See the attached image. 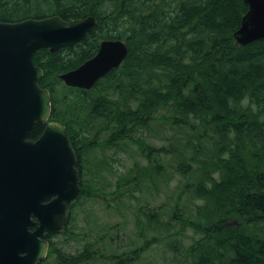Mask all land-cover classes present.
<instances>
[{"label":"trees","instance_id":"1","mask_svg":"<svg viewBox=\"0 0 264 264\" xmlns=\"http://www.w3.org/2000/svg\"><path fill=\"white\" fill-rule=\"evenodd\" d=\"M247 11L243 0H0V22L97 18L98 27L85 41L56 54L41 49L34 56L44 70L40 85L51 93V117L66 126L76 148L79 200L98 196L84 179L87 144L76 141L80 128L110 131L109 142L129 137L147 161L137 176L133 172L118 180L112 194L119 197L129 183L135 187L165 176L170 160L178 159L176 170L186 179L181 189L201 201L185 214L177 198L170 212L171 220L201 235L187 250L188 264H264V40L236 43L234 33ZM106 39L127 43L124 63L89 91L71 88L80 103L59 106L56 75L91 59ZM54 72L53 84L48 77ZM159 110L164 113L156 117ZM154 121L173 131L168 147L134 138ZM44 129L37 123L29 139ZM154 240L134 252L141 254ZM95 245L87 243L82 252L58 259L61 264L130 261L100 259Z\"/></svg>","mask_w":264,"mask_h":264},{"label":"water","instance_id":"2","mask_svg":"<svg viewBox=\"0 0 264 264\" xmlns=\"http://www.w3.org/2000/svg\"><path fill=\"white\" fill-rule=\"evenodd\" d=\"M248 11L234 33L240 46L264 40V0H243ZM99 25L90 16L0 22V264H41L62 235L81 195L75 149L66 126L51 118L52 99L34 63L41 49L56 54L85 41ZM126 42L104 40L96 55L59 75L68 87L91 90L126 60ZM45 131L33 141L34 126Z\"/></svg>","mask_w":264,"mask_h":264},{"label":"rangeland","instance_id":"3","mask_svg":"<svg viewBox=\"0 0 264 264\" xmlns=\"http://www.w3.org/2000/svg\"><path fill=\"white\" fill-rule=\"evenodd\" d=\"M56 72L48 77L53 84ZM59 75L60 73L56 78L60 80ZM65 84L60 80L56 86L61 100L59 106L65 108L74 102L80 103L77 91ZM99 90L100 87L96 89ZM62 93L67 94L65 102L62 100ZM159 111L156 117L164 113ZM110 125L113 129L118 127L113 121ZM80 131L82 132L77 134L76 141L87 144L82 157L84 179L88 189L93 187L98 196L82 197L72 209L67 233L49 237V242L56 250L50 251L51 254L43 264H61L64 260L60 261L59 255H76L82 252L87 243L96 244L100 259H104V256H122L130 259L127 264L190 263L186 257L187 250L201 235L191 227H184L180 221L171 220L170 212L177 198L180 202L179 210H183L185 214L193 213L201 201L192 192L181 189L186 179L176 170L179 166L178 159L170 160L171 165L167 166L165 176L158 177L155 182L143 181L135 187L129 183L121 188L124 194L119 197L112 194L117 188L118 180L133 172L137 176V170L143 168L147 161L129 137L121 140L113 138L109 142L110 131L98 133V128H86L84 131L80 128ZM172 133L168 126L154 121L149 129H139L134 138L146 140L157 148L168 147ZM187 177H191L190 174ZM178 192L182 195H178ZM152 239L155 240L141 254L134 252ZM101 264H105V260Z\"/></svg>","mask_w":264,"mask_h":264},{"label":"flooded vegetation","instance_id":"4","mask_svg":"<svg viewBox=\"0 0 264 264\" xmlns=\"http://www.w3.org/2000/svg\"><path fill=\"white\" fill-rule=\"evenodd\" d=\"M108 40H110V39H108ZM114 40H116V39H114ZM101 42H102V41H101ZM101 42H100V43H101ZM99 48H100V44H99ZM99 48H98V50H99ZM97 52H98V51H97ZM39 137H40V136H39ZM39 137H38V138H39ZM38 138H37V139H38ZM37 139H35V140H37ZM35 140H33V141H35ZM70 141H71V140H70ZM71 143H72V145H74V143H73L72 141H71ZM73 147H74V146H73ZM74 149H75V152H76V148H75V147H74ZM76 157H77V154H76ZM77 162H78V159H77ZM76 166H77V163H76ZM77 169H78V168H77ZM78 171H79V169H78ZM79 173H80V171H79ZM50 251H51V245H50L49 252H50ZM66 259H67V258H66ZM44 262H45V261H44ZM44 262H43V263H44ZM43 263H41V264H43Z\"/></svg>","mask_w":264,"mask_h":264}]
</instances>
